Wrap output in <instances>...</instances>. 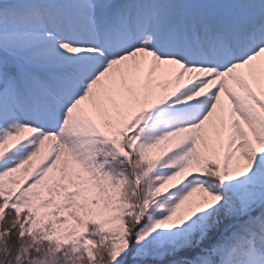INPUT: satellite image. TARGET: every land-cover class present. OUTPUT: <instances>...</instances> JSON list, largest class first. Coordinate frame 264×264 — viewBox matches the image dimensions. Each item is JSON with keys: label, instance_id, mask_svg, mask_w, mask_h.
<instances>
[{"label": "snow or ice", "instance_id": "1", "mask_svg": "<svg viewBox=\"0 0 264 264\" xmlns=\"http://www.w3.org/2000/svg\"><path fill=\"white\" fill-rule=\"evenodd\" d=\"M0 264H264V0H0Z\"/></svg>", "mask_w": 264, "mask_h": 264}]
</instances>
